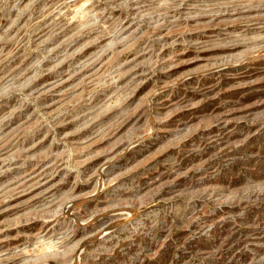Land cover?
<instances>
[{"label":"rangeland","instance_id":"obj_1","mask_svg":"<svg viewBox=\"0 0 264 264\" xmlns=\"http://www.w3.org/2000/svg\"><path fill=\"white\" fill-rule=\"evenodd\" d=\"M0 264H264V0H0Z\"/></svg>","mask_w":264,"mask_h":264},{"label":"bare ground","instance_id":"obj_2","mask_svg":"<svg viewBox=\"0 0 264 264\" xmlns=\"http://www.w3.org/2000/svg\"><path fill=\"white\" fill-rule=\"evenodd\" d=\"M33 122V121H32Z\"/></svg>","mask_w":264,"mask_h":264}]
</instances>
